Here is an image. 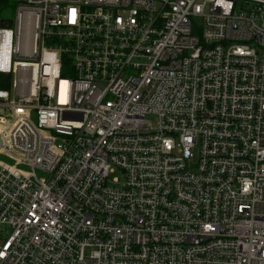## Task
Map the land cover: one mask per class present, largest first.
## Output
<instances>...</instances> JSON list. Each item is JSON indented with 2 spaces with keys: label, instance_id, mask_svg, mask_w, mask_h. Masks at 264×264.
I'll use <instances>...</instances> for the list:
<instances>
[{
  "label": "built area",
  "instance_id": "obj_1",
  "mask_svg": "<svg viewBox=\"0 0 264 264\" xmlns=\"http://www.w3.org/2000/svg\"><path fill=\"white\" fill-rule=\"evenodd\" d=\"M18 2L0 264H264V0Z\"/></svg>",
  "mask_w": 264,
  "mask_h": 264
},
{
  "label": "trees",
  "instance_id": "obj_2",
  "mask_svg": "<svg viewBox=\"0 0 264 264\" xmlns=\"http://www.w3.org/2000/svg\"><path fill=\"white\" fill-rule=\"evenodd\" d=\"M18 0H0V24L10 23L18 6ZM11 76L0 74V88H10Z\"/></svg>",
  "mask_w": 264,
  "mask_h": 264
},
{
  "label": "rangeland",
  "instance_id": "obj_3",
  "mask_svg": "<svg viewBox=\"0 0 264 264\" xmlns=\"http://www.w3.org/2000/svg\"><path fill=\"white\" fill-rule=\"evenodd\" d=\"M34 119L36 120V112H35V117H34ZM0 159L5 160L6 162H11L10 159L6 158V157L3 156V155H0ZM114 177H118V178L121 177V173L118 172V171L114 172V173L112 174V178H114Z\"/></svg>",
  "mask_w": 264,
  "mask_h": 264
},
{
  "label": "water",
  "instance_id": "obj_4",
  "mask_svg": "<svg viewBox=\"0 0 264 264\" xmlns=\"http://www.w3.org/2000/svg\"><path fill=\"white\" fill-rule=\"evenodd\" d=\"M0 25H2V26H7L8 25V23H2V24H0ZM2 146V139L0 138V147Z\"/></svg>",
  "mask_w": 264,
  "mask_h": 264
}]
</instances>
